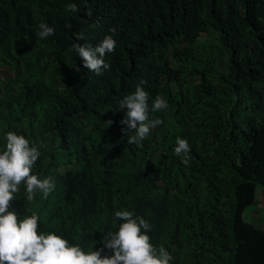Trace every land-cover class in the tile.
I'll return each instance as SVG.
<instances>
[{
	"label": "trees",
	"instance_id": "1",
	"mask_svg": "<svg viewBox=\"0 0 264 264\" xmlns=\"http://www.w3.org/2000/svg\"><path fill=\"white\" fill-rule=\"evenodd\" d=\"M40 23L54 34L39 39ZM107 35L116 49L97 76L73 45ZM138 85L163 121L139 146L118 106ZM157 96L168 107L152 112ZM8 132L38 148L32 174L55 185L33 201L21 185L11 202L39 232L96 251L127 210L170 264H264V230L243 216L264 189V0H0V152Z\"/></svg>",
	"mask_w": 264,
	"mask_h": 264
},
{
	"label": "clouds",
	"instance_id": "2",
	"mask_svg": "<svg viewBox=\"0 0 264 264\" xmlns=\"http://www.w3.org/2000/svg\"><path fill=\"white\" fill-rule=\"evenodd\" d=\"M66 10L79 11L75 3L68 4ZM115 32V29H110ZM54 34V28L46 23L39 24L36 33L41 40ZM76 35V40H83ZM73 49L83 61V67L97 76L109 69L104 60L108 53L116 49V40L112 35L105 36L99 46L76 43ZM76 68V71H79ZM141 83H144L143 81ZM119 109L125 110L124 118L119 122L124 135L129 132L127 144L137 146L163 121L150 119L149 93L137 86L135 91L119 101ZM168 107L167 102L157 96L151 105L152 112ZM109 120L106 125L110 126ZM190 146L187 140L177 137L174 155L181 158L184 165L189 164ZM41 153L37 147L23 135L14 132L6 134V148L0 152V264H170L173 257L163 247H155L148 235L150 225L143 218L124 210L115 211L114 218L123 221L118 231L108 233L100 241L103 248L85 252L79 244L70 245L67 239L55 233L44 234L38 231L40 217L36 213L20 218L10 210L11 202L16 198L20 186L26 189V199L33 201L36 193H42L46 199L54 191L51 178L40 179L32 174ZM107 249L110 254L102 255Z\"/></svg>",
	"mask_w": 264,
	"mask_h": 264
},
{
	"label": "rangeland",
	"instance_id": "3",
	"mask_svg": "<svg viewBox=\"0 0 264 264\" xmlns=\"http://www.w3.org/2000/svg\"><path fill=\"white\" fill-rule=\"evenodd\" d=\"M244 218L247 222L264 230V189L256 186L255 202L244 211Z\"/></svg>",
	"mask_w": 264,
	"mask_h": 264
}]
</instances>
